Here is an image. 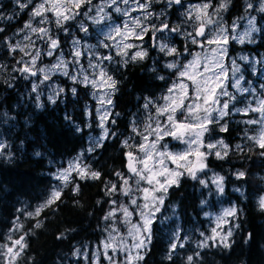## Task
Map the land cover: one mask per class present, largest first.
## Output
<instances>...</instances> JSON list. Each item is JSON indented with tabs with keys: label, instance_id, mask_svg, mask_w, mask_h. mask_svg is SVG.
<instances>
[{
	"label": "trees",
	"instance_id": "trees-1",
	"mask_svg": "<svg viewBox=\"0 0 264 264\" xmlns=\"http://www.w3.org/2000/svg\"><path fill=\"white\" fill-rule=\"evenodd\" d=\"M186 1L164 6L171 25L177 24L183 12L181 4ZM19 2L28 6L21 9L17 0H0V259L9 237L24 236L26 247L14 264H82L74 248L86 242L92 245L100 238L107 205L115 195L111 185L122 187V178L116 174L128 175L127 153L135 149L136 124L142 113L148 114L147 99L167 86L171 71L161 52L121 64L112 94L115 122L108 136L83 153L100 135L95 121L99 97L91 84L65 74H53L47 81L33 74L32 50L22 48L26 45L22 30L32 16L34 0ZM240 2L232 0L227 11L238 8ZM253 14L260 25L259 37L253 43H233L232 54L264 52V11ZM55 28L63 43L65 26ZM173 41L182 45L183 38L174 33ZM17 44L20 48L12 51L9 45ZM51 58L40 53L37 66ZM26 67L29 71H20ZM248 121L247 115L236 112L212 123L207 137L223 141L227 149L210 148L207 152L203 183L199 176L186 174L170 186L151 223L150 240L138 264H264V210L259 207L264 194V149L249 139L258 138V124ZM77 154L88 159L93 171L83 179L73 175L70 181L60 183L55 172ZM209 169L222 176V192ZM93 172H98L99 178L93 179ZM241 172L242 177L238 175ZM53 190L61 195L45 207ZM227 205L237 209L229 226L230 247L223 246L220 236L201 247L213 235L209 212ZM38 223L40 227H36ZM173 243L177 245L174 250Z\"/></svg>",
	"mask_w": 264,
	"mask_h": 264
},
{
	"label": "rangeland",
	"instance_id": "rangeland-1",
	"mask_svg": "<svg viewBox=\"0 0 264 264\" xmlns=\"http://www.w3.org/2000/svg\"><path fill=\"white\" fill-rule=\"evenodd\" d=\"M231 1L232 0H187L184 6L181 4V9L183 12L178 19L177 24L171 25L170 23L172 22H170V15L168 16V13L164 12V6H167L168 8L169 4L174 2V0H138L139 3L148 4L149 6L147 9H136L135 11L132 10L136 8V3L134 0H129L127 4L123 3L122 0H116L115 5L111 4V0H91V4H85L84 7L81 6L79 9L80 14L77 15L75 19L62 21L60 26L55 23V17L50 12L47 13L48 19L44 23L40 22L41 17H29L25 23L31 22L32 27L37 29L46 28L48 33L47 35L41 34L39 32L33 33L30 31V29L24 27V30H22V42L26 43V45L22 48L28 47L32 50L30 57V67L32 71H34L35 75L40 76L42 81H47L53 74H65L67 77L72 79L75 77V79L82 82H84V79L87 76L89 81L88 84H91L92 86L93 84L90 83V81L93 79L97 80V86H93V88L99 97V104H97L95 111V121H98L100 135H98V137L95 136L91 144L89 143L87 150L83 151V153H86L93 148V145H97L109 135L110 128L115 122V113L113 107L114 101L112 97L115 88H109L107 85H105L103 88L99 87V72L103 70L106 72L107 76H110L112 80L116 82L115 78H117V74L115 72L119 69V66L130 60L132 55H134L137 51L146 52V55L148 54L150 56L157 55L158 52H161L165 57H167L165 60L166 66L170 63H175L180 70H183L182 66L193 60L196 54H200L201 57L204 55H211L209 49L215 47V45L205 44V47L201 48L200 43L193 44L191 42L192 38L188 35V33H193L194 35L195 29L198 28L200 24V21H196L194 18L196 15L194 6L209 3L210 6L206 11L208 13V17H210L215 23L207 24L205 19L206 33L211 35L215 33L218 27H223L227 29V35L229 37V40L225 45L227 49L226 54L220 60L225 69V74L227 77L225 79V90L229 93V96H221L219 98L220 103L214 106L217 110L212 113V119L219 121L226 116L225 115L220 118L219 109L222 107L223 103L227 101L228 109L225 110L227 115L229 113L231 114L241 112L247 115L249 120L259 121L264 117H262V114L259 111H252V109L258 108L260 106V102L264 101V87H261L264 85V52L255 54L253 56L241 54V51L232 54L230 46H232L233 43H253L254 40L259 37L261 32L260 25L258 23L257 16L253 13L261 11V8L264 7V0H241L240 6L233 11L231 8L227 11L226 8L221 9L219 13L216 12V9L219 8L221 2H225L227 5H229ZM40 2L41 0H34V5L32 8L34 9ZM248 4H252L253 7L248 8ZM101 7L104 9V11L98 15L97 9ZM116 7H119L121 11L117 12ZM90 8L92 11L89 12ZM124 11H128L130 15L125 16L123 14ZM86 12L88 15L84 14ZM189 12L192 13L191 19L188 16ZM100 16H104L105 19L97 23L96 21L100 19ZM136 17L140 18L142 25L148 27L149 31L147 33H142V38H137L135 35H130L126 40H123L124 44H133L135 47L128 49L118 48L117 42L121 41L123 38L116 37L115 41L110 40L107 38L109 32L116 26H120L123 29L125 22H127L129 25H132V18ZM145 17H147V19H145ZM250 20L252 21V24L255 26V28L258 29V31H251L250 35H245V33L249 32L251 27L249 24ZM165 24L168 25L167 29H164L163 31H154V29L162 28V26ZM63 26H65L64 29L62 28L65 36L63 37L62 43L59 35L55 34L57 32L55 27H58L59 29ZM91 26L94 28L93 30L90 29ZM82 29H87V31L85 32ZM171 29H178V31L172 32ZM135 32L140 33V29L135 28ZM174 33H177L178 36L183 38L182 45H179L173 41ZM111 34L115 35L114 32ZM148 35L149 40L146 39V36ZM49 37L58 41V46L55 49L51 48ZM233 37H235V39H233ZM196 39L201 43L204 41L203 37H196ZM241 40H243V42H241ZM74 41H78V44H74ZM43 43L46 45L45 48L42 47ZM104 44L109 45V47H104ZM162 46H166L165 50L163 51L161 50ZM171 48H175L176 52L169 54L168 49ZM56 49L58 50L56 53H54ZM76 51L81 52L79 57L75 56ZM123 51L127 52V56L121 54ZM49 52L52 54L48 55ZM37 53H39V55L35 60V63H33L32 57L37 55ZM40 53H44L46 56H52V58L47 61L46 64H39L37 66ZM106 56H111V60L103 59V57ZM61 61H63V64H61ZM91 65H95V67H92ZM168 69L171 71V74L168 78L167 86L159 95L147 99L146 104L148 108V114L144 115V113H142L141 117L139 118V122L136 124L137 130L134 132L135 134L132 137V139L135 140V149L133 152L131 151L135 156L143 157V153L139 151V145L144 142V129L148 124H151V126L155 128L157 122H159L162 128L168 127V130L171 131L170 126H168L167 116L158 115L156 110L158 107L163 106L166 103L163 97L169 94L168 89L171 88L174 83L179 82L180 79H183L184 82L188 84L189 96V99H186L184 103L187 105L193 102L192 97L194 95V88L191 81L187 80L186 77L180 78L177 68ZM202 69L203 62L201 64V70ZM45 76L48 78L45 79ZM236 79H240L239 89L234 86ZM245 88L250 89V91H241V89ZM232 97H234V99H231ZM108 100H110L111 103H107ZM245 109H247V111H245ZM182 112L184 114H182ZM175 118L178 121H185L186 109L178 110L175 114ZM186 122H191L190 118ZM257 124L259 137L261 129L264 128V124ZM211 125L212 123L207 124L208 130L210 129ZM105 130H107V132H105ZM207 132L208 131L203 133L201 137L202 143L199 147V151L205 153V156L210 150L207 145H216L215 149L217 151L222 147L217 143V140L212 141L210 138H208ZM153 138L154 137L150 136L149 140H152ZM191 138L193 137L188 134L185 135L184 139H178L172 136H164L163 139L159 140L156 148L161 152L169 151L172 153H182L188 149L186 140ZM2 144L3 141L0 140V149ZM189 159H192L195 162L194 156H190ZM201 162L207 166L205 157ZM166 163L169 169H176L177 167L176 164L172 163L171 161H166ZM70 164L79 165V169H83L85 174H90V172L93 171L91 164L88 163V159L85 156H82V154H77L71 158L65 166L55 172V177H57L60 183L65 182L59 178L60 174L68 169ZM206 166L201 170H197L195 173V176H199L201 181L206 180V176L202 174V171L206 169ZM137 167H140V165H137ZM79 169L77 171L70 172L67 182L72 179L73 175H79ZM178 171L183 173V175L178 177L179 183L180 178L189 173L185 169H178ZM211 171L212 169L208 170L209 173ZM126 174L128 175L121 174L120 178H128V183L132 189L131 194H123L122 189L125 187V185L122 179V187H117L114 197L107 205L108 209L105 214V216H108L110 212H114V215L109 217L107 220L104 219V229H102L103 232L101 233L100 238L92 245H89V242H86L82 245H77L74 248L75 255L76 257H80L82 259V264H87L88 262H90V264H113V262L114 264H126V257L128 256L129 251L134 257L138 252L140 255H143L147 247L150 233L141 229L139 233H136L133 230L132 235H129V230L133 224H143V220L140 216L141 211H145L146 213L151 212L153 215L150 216V219L153 221L157 213L156 209H159L163 203L150 205V208L147 210L142 209V207L137 208L135 205L131 204L132 199H137V203L141 206L145 203V201L142 199V193L137 191V189L148 187V185L146 181H141L140 184L137 185L136 180L138 177L131 173L129 169H127ZM210 175L214 179L215 185L220 187L222 184V176L215 172H211ZM169 188L170 187H168L167 190H169ZM157 195H162L164 201L166 199L167 192H158ZM262 197H264V194ZM113 201H115V203H113ZM124 207H126L131 213V215L127 218H125L122 211V208ZM231 208L236 209V207L233 205H227L220 207L215 212H209L208 216L212 217L214 221V224L210 230L211 233L213 228H217V232L220 233L219 236L221 238L228 231L230 228L229 226L231 219L234 217H224V220H226L227 223L219 221L218 218L223 217L224 211ZM218 223H220V227H217ZM17 239L19 238L12 236L11 239L8 240L7 246H13V242ZM141 239L145 240V246L141 249L133 248V244ZM23 244H25L24 240ZM105 244H110L111 247L105 249ZM13 250L14 252L20 250V246H14ZM6 252L7 249L2 251L0 264H14L15 260H13L10 255H7ZM77 252L79 253L78 255L76 254ZM108 257H112V261H110ZM138 262L139 260L134 259L132 264H138Z\"/></svg>",
	"mask_w": 264,
	"mask_h": 264
},
{
	"label": "snow or ice",
	"instance_id": "snow-or-ice-1",
	"mask_svg": "<svg viewBox=\"0 0 264 264\" xmlns=\"http://www.w3.org/2000/svg\"><path fill=\"white\" fill-rule=\"evenodd\" d=\"M30 3L31 0H28ZM123 3L127 4L129 0H122ZM136 3V8L132 9L135 11L136 9H147L148 4H141L138 2V0H134ZM175 3L179 4L180 0H174ZM17 3L19 4V7L21 9L26 8L28 4L26 3H20L19 0H17ZM83 4H91V0H41L39 4L36 5V7L33 9L31 15L32 18L35 17H41L40 22L44 23L47 21L48 16L47 13H52L55 17V23L60 26L62 21H68L71 19H75L77 15H79V9ZM111 4L115 5L116 0H111ZM209 3H204L202 5H196L194 6V10L196 12L195 20L200 21L199 27L195 29V34L188 33V35L192 38L191 42L193 44L200 43V47L204 48L205 44L207 45H215V47H212L209 49L211 55H204L203 57L200 56V54H196L193 58V60L189 61L187 64L183 65V70H180L175 63H170L166 67L168 68H177L178 74L180 78H187V80L191 81L193 88H194V95L192 97V103L185 104L184 101L186 99H189L188 96V84L184 82L183 79H180L179 82H176L173 84L171 88L168 89V95L164 96L163 99L166 101V103L163 106H160L157 108V114L158 115H166L167 116V122L168 126H170L171 131L168 130V127L162 128L161 124L157 122L156 127L153 128L151 124H148L143 134V143L139 145V151L143 153V157L135 156L132 152H128V169L131 173H133L138 179L136 180V184L139 185L141 181H146L148 187H143L142 189L138 188L137 191L142 193V199L145 201V203L141 206L137 203V199H132L131 204L135 205L137 208H141L144 210H147L150 208V205H155L156 203H163V196L157 195L158 192H167L168 187L172 186L173 184L178 183V177L180 175H183L182 172L178 171V169H185L190 175L195 178V173L197 170L203 169L206 165H204L201 161L205 157V153L199 151V147L201 146V137L204 132L208 131L207 124L218 122L217 120L212 119V113L216 111L217 109L214 107L215 105L220 103L219 98L221 96H229V93L225 90L226 84L225 79V69L222 63L220 62L221 58L226 54V47L229 37L227 35V29L223 27H218L215 33L209 35L206 33V24H213L215 23L210 17H208L207 9L209 7ZM227 3L221 2L219 5V8L216 9V12L219 13L221 9L227 8ZM252 4H248V8H252ZM92 11V9H89V12ZM104 9L98 8L97 14L103 13ZM116 11L120 12L121 9L119 7H116ZM261 11H264V7L261 8ZM85 15H88V13H84ZM123 14L125 16H129L130 13L128 11H124ZM150 15V13H149ZM189 18H192V13H188ZM104 16H100V19L96 22L99 23L100 21L104 20ZM147 19V17H145ZM133 23L132 25H129L127 22L124 23L123 29L120 26H116L111 29L109 32L107 38L110 40H116V37H122L123 39L119 42H117L118 48L128 49L133 48L135 45L133 44H124L123 40H126L130 35H135L137 38H142V33H147L149 31V28L142 25V22L139 17L132 18ZM250 29L249 32L245 33V35H250L251 31H258V29L255 28V26L252 24V21H249ZM25 28L30 29L33 33H41L44 35H47L48 30L46 28H35L32 27L31 22H28L24 25ZM135 28L140 29V33L135 32ZM168 25L165 24L160 29H154V31H163L164 29H167ZM2 30V29H0ZM85 32L87 29H82ZM172 32L178 31V29H171ZM114 32L115 35H112L111 33ZM196 37H203L204 41L198 42ZM27 38V37H26ZM235 39V37H233ZM50 45L52 49H55L58 46V41L56 39H51ZM243 42V40H241ZM74 44H78V41H74ZM104 47H109V45L104 44ZM10 49L12 51H15L17 48H20V45H9ZM166 46H162L161 50H165ZM23 51L24 49H20ZM169 54L175 53L176 49L171 48L168 49ZM27 54V53H26ZM52 53L49 52L48 55H51ZM122 55L127 56V52L123 51L121 53ZM39 53L37 55L32 57V62L35 63V60L37 59ZM81 55L80 51L75 52V56L79 57ZM146 56V52L143 51H137L134 55H132L131 59H143ZM103 59H109L111 60V56L103 57ZM203 62V69L201 70V64ZM235 63V62H233ZM61 64H63V61H61ZM92 67H95V65H91ZM218 70V71H217ZM20 71L27 72L29 69L23 68L20 69ZM42 71V69H41ZM35 74V73H33ZM99 87L103 88L105 85L107 87L114 89L115 88V81L112 80L110 76H107L106 72L101 70L99 72ZM48 77L45 76V79ZM75 79V77H73ZM161 79H163L161 77ZM85 83H88V77L86 76L84 79ZM90 83L93 84V86H97V80L93 79L90 81ZM235 87L238 89L240 88V79H236L235 81ZM261 87H264L262 85ZM75 91V89H73ZM243 92H248L250 89H241ZM231 99H234L232 97ZM103 102V101H102ZM107 103H111L110 100L107 101ZM147 107V104L145 105ZM186 109V119L185 121H178L175 118V114L178 110ZM228 109V102L225 101L222 105V107L219 109V116L222 118L223 116L227 115V112L225 110ZM239 111V110H238ZM247 111V109H245ZM252 111H259L262 114V117H264V101L260 102V106L256 109H252ZM182 114H184L182 112ZM190 118L191 122H186ZM103 119V118H102ZM250 124H264V118L261 120H250L248 121ZM136 129L134 128V131ZM222 130H226V128H223ZM107 132V130H105ZM139 134V133H138ZM191 135L193 138L186 140V143L188 144V149L182 153H172L169 151H158L156 148V145L158 144L159 140L163 139L164 136H172L174 138L178 139H184L185 135ZM154 137L152 140H149V137ZM249 139L256 140L259 147L264 149V128L261 129L259 137H249ZM218 144H220L223 148L227 149V145L223 143V141H218ZM125 145H127V141H125ZM195 146V147H194ZM208 148H215L216 145H207ZM239 147V146H238ZM218 158H223L221 156L220 152L215 153ZM224 155H227V151L224 152ZM264 155V153H262ZM190 156L195 157V162L192 159H189ZM166 161H171L172 163L176 164V169H169L167 166ZM137 165H140V167H137ZM79 169V165H69V168L66 169L63 173L60 174L59 178L67 182L68 175L72 171H77ZM78 174L83 179L85 177V171L83 169H79ZM98 172L91 173V177L93 179L99 178ZM117 176H121L120 173L116 174ZM239 176H243L244 173L241 172L238 174ZM123 183L125 187L122 189L124 195H130L131 194V186L128 183V178H123ZM222 179V178H221ZM203 183V181H202ZM111 192L117 191V186L115 184L111 185L110 188ZM220 191H223V188L220 187ZM61 193L58 190H53L51 193L50 199L47 201V203L44 205L45 207L54 203L55 200H57L60 197ZM115 203V201H113ZM259 207L261 210H264V197H261L259 200ZM159 210L158 208L156 209ZM40 209H37L36 215L39 214ZM122 211L124 213L125 218L129 217L131 213L128 211L126 207L122 208ZM236 209H226L224 211L223 217H219L218 220L227 223L226 220H224V217H235L236 215ZM32 215V214H29ZM114 212H110L108 216H105L104 219H108L109 217L113 216ZM153 215L151 212H145L141 211L140 216L143 220V224H133L131 229L129 230V235H132L133 230L136 233H139L141 229L144 231L150 233V225L152 223V220L150 219V216ZM36 227H40V224L38 223ZM217 227H220V223L217 224ZM213 235L210 237H207L205 242L201 243V247L207 246V240H215L217 236L220 235V233L217 232V228L212 229ZM232 235V229L229 228L228 231L221 237V243L224 247H230L228 241V237ZM59 238V237H58ZM11 239V237H9ZM150 240V235L148 237ZM24 237L21 236L19 239L15 240L13 242V246H4L7 249L6 254L10 255L13 260L16 259L21 254V251L24 247H26L25 244H23ZM145 240L141 239L138 242L133 244V248L135 249H141L145 246ZM14 246H20V251L14 252ZM183 245H181L182 247ZM111 247L110 244H105V249ZM177 245L173 243L171 245V249H175ZM79 254L78 252L76 253ZM197 255H199L197 253ZM171 259V256L168 257ZM110 261H112V257H108ZM142 260L143 256L137 253L136 256H132L131 252L129 251L128 256L126 257V264H132L133 260ZM188 261L191 262L193 260L192 256L187 257ZM114 264V262H113Z\"/></svg>",
	"mask_w": 264,
	"mask_h": 264
},
{
	"label": "water",
	"instance_id": "water-1",
	"mask_svg": "<svg viewBox=\"0 0 264 264\" xmlns=\"http://www.w3.org/2000/svg\"><path fill=\"white\" fill-rule=\"evenodd\" d=\"M129 164V163H128Z\"/></svg>",
	"mask_w": 264,
	"mask_h": 264
}]
</instances>
